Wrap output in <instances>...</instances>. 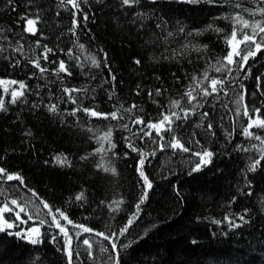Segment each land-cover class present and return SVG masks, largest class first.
<instances>
[{
	"label": "trees",
	"instance_id": "trees-1",
	"mask_svg": "<svg viewBox=\"0 0 264 264\" xmlns=\"http://www.w3.org/2000/svg\"><path fill=\"white\" fill-rule=\"evenodd\" d=\"M237 2L248 8L257 6L251 0H231L229 4H223V0L216 4L205 0L198 3L141 0L136 7L122 8L120 0H87L81 4L82 11L76 17L80 27L73 36L69 29L75 9L71 5L61 8L60 0H13L10 5L7 0H0V29H3L0 32V49H3L0 51V80L24 81L31 89L22 99L11 103V91L18 89V85H0V98L4 99L7 108V111H0V167L19 173L28 188L55 208L64 210L74 223L106 233L118 232L135 211L134 206L141 195L143 181L136 171L139 155L126 146L124 137L130 133L119 127L116 120L89 118L83 111L72 115L71 110L77 104L68 101L62 88H86L87 92L73 94L78 103L103 113L135 103L138 108L133 110V116L143 115L146 122H155L161 119V113L171 100L183 97L192 75L200 77L205 70L210 76L221 75L209 65L229 51L225 36L231 35L232 23L222 17L237 11L231 7V3ZM137 11L146 12L149 18L131 23L132 14ZM84 13L89 16L87 22L83 19ZM36 15L40 17L36 25L39 32L34 36L24 31L27 24L21 17L35 18ZM245 18L250 19L247 14ZM157 22L162 25L160 29L155 27ZM210 24L224 31L218 34L207 30L198 36L187 35L204 30ZM180 27L184 28L183 33L178 31ZM168 31L174 35L168 37ZM37 39L41 45L53 48L55 55L50 54V59L57 64L64 60L72 76L61 73L62 79L58 78L51 71L57 65L43 60L42 66L49 71L41 76L28 62L43 51L42 47H36ZM17 41L23 45V52L13 51L18 46ZM189 41L208 47L200 52L183 49L182 45ZM79 44L85 46L83 51ZM69 48L73 49V57L65 54ZM252 48L254 50V45ZM105 53L108 67L103 63ZM75 56H79L80 61ZM89 56H95L101 62L100 67L92 66ZM137 59L142 63H134ZM17 60L19 65H16ZM80 63L83 68L78 66ZM249 65L252 72L247 79L243 73L236 76L233 72L236 79L228 87L229 96L220 94L218 99L201 100L204 107L198 109L196 115L187 121L176 122L179 127L174 134L192 151L166 148L163 152L157 150L156 156L149 158L145 172L153 182V188L139 219L116 241L118 246L132 241L130 247H121V264H264V159L255 171H248L250 164L260 158V153L255 149L238 150L237 145L249 148L253 144L259 146V141L242 134L248 118L243 115L237 118L234 115L236 105L232 103L234 94L242 91L240 85L243 84L247 89L245 103L261 108L260 118L264 119V95L261 94L264 92V49L249 60ZM110 72L116 76L115 81ZM257 76H262L260 91L257 90ZM137 85H140V95H136ZM5 87L9 89L7 93ZM156 88L163 94L150 98L148 92H154ZM53 103L58 105L54 113L47 107ZM182 103L188 106L186 97ZM224 104H228L227 109ZM203 111L210 113L214 136L206 130L207 120L201 127L196 126L201 122L200 112ZM125 116L120 123L130 124L128 114ZM250 116L256 119L254 111ZM108 127L114 129L112 139L116 148L105 156V161H111L115 175L97 168L102 161L101 154L95 153L99 147L95 137ZM226 130L232 132L230 137ZM251 131L264 136V129L253 127ZM193 133L201 146L214 153L211 163L199 171H193L200 159L192 152L201 148L194 142L187 143ZM164 135L170 139L173 133L165 132ZM135 143L147 152L158 149L151 140L141 143L137 139ZM125 153H128L127 157ZM61 154L68 158V165L55 162L54 157ZM0 185L9 198H16L20 203L29 200L38 203L19 181H0ZM81 192L85 199L77 201L75 197ZM120 199L124 201L121 211L110 212L108 204ZM4 200L5 197L0 196V202ZM39 207L47 212L43 205ZM245 209H248L245 219L249 222L240 228H231L225 217L241 223L237 217L243 215ZM4 215L10 216L9 222H15L18 227L0 232V264H68L66 254L58 250L65 242L59 229L49 228L47 224L41 226L43 242L32 245L14 233L19 231L23 235L25 230L36 225L27 221L24 213L21 217L27 223L16 220L13 213ZM61 222L73 235L80 231L66 221ZM53 235H57L56 242L52 241ZM84 238L101 240L89 233L82 234L79 240L74 237L73 248L82 252L81 259L75 264H98L106 258L107 254L101 256L97 251V261L89 260L83 252L86 246L81 241ZM101 243L111 248L108 241L101 240ZM78 244L79 248L76 247Z\"/></svg>",
	"mask_w": 264,
	"mask_h": 264
},
{
	"label": "snow or ice",
	"instance_id": "snow-or-ice-1",
	"mask_svg": "<svg viewBox=\"0 0 264 264\" xmlns=\"http://www.w3.org/2000/svg\"><path fill=\"white\" fill-rule=\"evenodd\" d=\"M97 2H102V0H97ZM151 3H156L157 0H150ZM182 2L186 3H198L200 0H182ZM207 3L216 4L218 0H205ZM231 0H223V4H229ZM252 3L256 4L255 8L244 7L243 3H231V7L234 9H238L237 11L229 12L224 15L222 18L226 20H230L232 23V31L230 36H225V42L229 46V51L227 55L218 58L215 64H210L209 67L217 74L216 76H210L208 70H205L202 76L198 77L196 75L191 76V83L187 86L185 92L183 93V97L187 98V105L185 106L182 103V99H173L170 101L167 109L161 113V119L153 122L151 120L145 121L143 115H135L133 116V110L137 109L138 106L133 103L129 107H124V105H120L116 107L114 111L109 113L100 112L97 108H89L81 106L78 103L77 98L73 95L74 93L87 92V89L80 88H69L63 87V93L68 97V101L77 104V107L71 110V114L75 115L78 111H83L89 118H103L105 120H116L118 122V126L123 128L124 130L130 133L129 136H125L124 140L126 142V146L132 151L136 152L139 155V160L137 162L136 171L139 174L140 179L143 181L141 185V195L137 203L135 204L133 211L127 220V223L123 225L119 229V231H112L111 233H106L104 231H97L96 229L86 226L84 224L74 223L69 217L66 215L65 211L60 208H55L54 205H51L45 199H42L38 196V194L28 186L24 182V178L19 173L9 172L6 168L0 167V181L4 183L8 181H19L20 184L28 188V191L31 192L32 197L36 198L38 203H34L31 200L24 201L20 203L16 198H9L7 191L0 185V196H4L5 200L0 202V232L6 231V229H12L14 227H18L15 222H9L11 217H5L6 213H13L16 217V220L21 223H27V221H32L36 226L29 227L25 230L22 235L21 232L14 233L19 236L21 239H27L29 243L32 245H37L42 243V236L44 233L41 232V226L46 225L49 228L55 227L59 229V233L63 234L64 237V246L63 248H58V250L63 251L68 259V264H75L76 260L81 259L82 252L77 251L73 248L72 241L74 237L79 240V238L84 233H89L96 237H100L103 241H108V244L111 245V248L107 247L101 240H91L90 238H84L81 243L86 246L83 249V252L86 253L87 258L92 261H97V251L101 254V256L106 255V258L102 261H98V264H121L120 250L121 247L127 248L131 246L132 241L128 244L118 246L116 241L119 237L124 236L133 225V223L139 219L140 213L142 211V206L145 204L147 199L149 198L150 190L153 188V182L150 180L149 176L145 172L146 163L150 162V157H155L157 150L163 152L166 148H171L173 151L180 150L183 152L192 151L190 147L185 146V142H182V138L175 135L176 127H179L176 124L177 121H187L193 115H196L198 109L204 107V103L200 101L203 100L207 102L208 97H216L219 98L220 94L224 96H229L228 87L233 80L236 79V76L243 73L244 79H247L248 76L252 72V68L249 65V60L254 59L259 52L264 49V0H251ZM8 4H13V0H7ZM87 3V0H60V7L64 8L66 5H71L75 11L72 12V28L69 31L73 36L77 35V28L80 27V23L77 20V15L82 11L81 4ZM141 4V0H120V5L122 8H133L137 5ZM221 4V6H223ZM245 14H247L249 18H245ZM59 15V13H57ZM133 19L131 23L135 24L136 21L148 19V14L146 12H134L132 14ZM260 16L261 19H255V17ZM22 20L26 21L27 27L24 29L25 32L31 35H37L39 29L37 28V24L39 23L40 17L36 15L35 18H29L28 16H22ZM84 21L87 22L89 16L87 13H84L83 17ZM161 23L157 22L155 27L157 29L161 28ZM141 28L144 27L143 24L140 25ZM213 30L216 33H222L224 30L222 28L214 27L213 25H208L204 30H196L194 33L189 32L187 35H201L202 31ZM3 29H0L2 32ZM180 33H183L185 30L183 27L178 29ZM174 35L173 32L168 31L167 36L172 37ZM240 37V39H238ZM259 37V39H258ZM7 39V37H3ZM243 44L244 47L241 48L240 45ZM17 47L13 49L16 52H23V45L17 41ZM254 45V50L252 46ZM36 47L43 48V51L39 53L37 58L29 59V63L36 68L41 76L48 73L49 69L43 67L41 64V60L45 63L56 64L57 66L53 68L52 74L56 75L58 78L60 74L63 73L67 76H72L73 73L70 70L69 66L64 60L57 61L50 59V54L55 55L53 48L49 47L47 44L41 45L40 39L36 40ZM79 49L83 51L85 46L83 44L78 45ZM207 45H197L192 44L191 41L182 45V48L187 50L191 48V50L200 52L207 49ZM3 51V49H0ZM63 51V49H61ZM66 55L73 57V49L69 48ZM178 54V53H177ZM33 55L36 56L35 52ZM77 61H80L79 56L74 57ZM238 58V59H237ZM88 59L91 61L92 66L100 67L101 62L96 59L95 56H89ZM167 59V57H165ZM20 61H16V65H19ZM104 66L108 67L107 63V53H105ZM137 65L141 64L142 61L137 59L134 61ZM78 66L83 68V64L80 63ZM247 66V70L245 71ZM233 72L236 73V76L233 75ZM111 75L112 81L116 80V76L109 73ZM264 76V74H262ZM262 76H257V90L260 91V83ZM159 79V77H157ZM208 82L207 84L205 82ZM0 85H18V89H12L11 91V103H16L18 100L22 99L25 96L27 91H30V87L24 81L17 80H0ZM40 86L37 85V88ZM242 89L241 92L235 93L232 98V103L236 105L234 110V115L239 118L241 115L248 118V124L246 127H243L242 134L249 139H254L259 141V146L256 144L251 145L249 148H244L240 145H237L238 150L242 151H251L253 149L257 150L260 153V158L255 159L249 166L248 171H255L258 166H260L261 160L264 159V136H261L259 133H255L251 131L253 127L264 129V119L260 118L261 108L250 107L247 103H245V97L247 95V89L244 88L243 84L240 85ZM4 91L7 93L9 89L7 87L4 88ZM114 91V89H113ZM163 94L160 88H156L155 91H149L148 96H161ZM264 95V92L261 93ZM136 95H140V85H137ZM109 99H112V95H109ZM156 103L155 100H153ZM50 112H56L58 110L57 104H50L47 106ZM224 108H228V104L223 105ZM178 109V111H177ZM0 111H7L5 101L3 98H0ZM254 111L256 113V119H253L250 116V112ZM125 114H128V118L130 119L129 123H120L126 119ZM210 113L208 111L200 112L201 122L197 124V127H201L205 120H207L206 130L211 135H215L213 131L214 125L213 122L209 119ZM140 126V127H137ZM113 127H108L106 131L102 134L97 135L96 141L99 144V147L95 150V153L101 154V163L97 165V168H102L105 172H111L112 174H116L115 167L112 166L111 161H105V156L113 149L116 148V144L113 142ZM89 131H93L89 129ZM153 132H155V136H153ZM171 132L173 135L170 139H166L164 133ZM26 135H30V133H26ZM226 135L231 136L232 132L226 130ZM139 140L141 143H145L146 140H151L152 143L158 145V149H154L151 152L145 151L143 148L138 147L135 143L136 140ZM194 142L197 146L201 148L200 151L192 152L193 155L199 157L200 162L196 165L193 171H199L202 166H206L211 163L212 157L214 153L207 148L200 145V141L195 139V133H193V137L187 143L191 144ZM107 144V147H105ZM115 155V153H113ZM127 157L128 153L124 154ZM87 157H82V159H86ZM54 160L57 164L61 166L68 165L69 160L63 154L54 157ZM247 183V181H246ZM177 195L179 196V190L177 189ZM251 195V193H249ZM77 201H82L85 199V195L83 192L78 193L75 197ZM21 200L23 198L21 197ZM235 201V197H233V202ZM104 203V201H101ZM124 203L123 199L113 200L108 204V208L110 212L118 213L121 211V205ZM39 205H43V209H47V212H43V210L39 207ZM19 208V211L16 209ZM31 209V211H29ZM264 211V209H262ZM21 213H24L27 216V221L21 217ZM248 213V209L244 210L243 215H238L239 221L241 223H236L235 220L230 219L228 216L225 217V220H228L231 228H240L243 224H247L249 221L245 219V216ZM46 217H51L50 220L46 219ZM61 221H66L67 224L73 225V228H78L80 231L74 233H70L67 230L65 224ZM215 223H220V221H215ZM12 234V233H10ZM57 235L52 236V241L56 242ZM195 243V241H194ZM79 248V244L76 246Z\"/></svg>",
	"mask_w": 264,
	"mask_h": 264
},
{
	"label": "rangeland",
	"instance_id": "rangeland-1",
	"mask_svg": "<svg viewBox=\"0 0 264 264\" xmlns=\"http://www.w3.org/2000/svg\"><path fill=\"white\" fill-rule=\"evenodd\" d=\"M238 39H240V37H238ZM230 50V49H229Z\"/></svg>",
	"mask_w": 264,
	"mask_h": 264
}]
</instances>
